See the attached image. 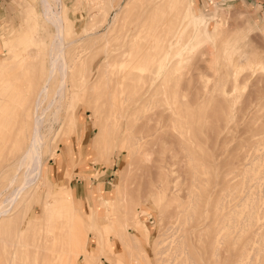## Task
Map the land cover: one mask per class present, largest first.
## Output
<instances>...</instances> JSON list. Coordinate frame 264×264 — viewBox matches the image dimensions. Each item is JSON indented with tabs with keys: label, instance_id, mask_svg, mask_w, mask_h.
I'll use <instances>...</instances> for the list:
<instances>
[{
	"label": "bare ground",
	"instance_id": "bare-ground-1",
	"mask_svg": "<svg viewBox=\"0 0 264 264\" xmlns=\"http://www.w3.org/2000/svg\"><path fill=\"white\" fill-rule=\"evenodd\" d=\"M112 1L113 0H109V3H112ZM42 5L44 16L48 21H51L55 27L54 39L47 52L49 59L48 67L46 69H41L38 50L33 53L24 52L22 56L17 58L15 65L5 64L3 59L1 58L2 61L0 59V174H3L4 170L10 169L11 167L15 168V173L10 175L7 183L0 188V264H73L72 259L74 255L81 258L85 264L88 262L95 264L98 260L112 262L114 259H116L117 264H198L196 258L189 254L191 252L188 253L189 247L187 248V244H185L187 241L185 242V239L181 244L179 243L180 245L178 244L179 240H177V242L175 241L176 246H173V248L171 247V252L167 257L161 256L165 248L162 251L159 247L161 251L158 249L157 254L161 255L155 258V263L150 261L149 255L141 242L139 241V244H137L138 233H136L137 231L134 228L135 222L139 220V215L145 213L146 208H140L138 206V208H136V201H130L131 197L129 196L132 195L134 191L129 188L127 182L124 180L126 177H129L126 175L130 172L134 159H138L141 165L146 168L147 165L149 166L148 163L154 159L160 141L162 139H173L170 134H158L157 131L159 128H162L167 122L168 124L169 122L175 123L177 121L185 122L182 127L190 126L193 122L191 114L188 113L189 111H187V114L181 115V117L184 116L183 118L176 117L180 115L181 112L179 106L177 109L172 110L171 113L166 111L167 109L165 107L158 108L151 114L136 116V118L139 117L141 119L139 125L128 124V115L132 112H136L142 104L147 103L152 96L156 95L157 86L173 67V63L180 59L181 55L179 48L182 43L181 35L184 31H187L188 27L193 23L189 9L190 4L187 0H128L122 7L120 1L117 0V8L113 10V14L111 16L106 15L108 26L106 31L102 34L104 44L101 46L100 50L89 54V58L94 61V67H97V63L100 64L101 61L104 60V65L101 68V75L94 79L93 73L88 76H76L71 73L74 67H77L79 63L81 64V59L84 56L79 52L78 47H76V39H68L66 37L63 18L59 13L54 12L55 10L53 11V7L49 0H42ZM111 8L112 7H110V9ZM107 9H103L104 14H108L109 9ZM96 34L97 31L90 30V35ZM113 39L117 41L115 44L111 43ZM71 46L75 47L71 50ZM12 50L14 49L11 48L9 50L10 53H13ZM251 54L253 55V53ZM9 60L11 59L9 58ZM110 60L118 64H125L132 60L141 63H150L152 65L150 68L151 75L147 78H141L134 74L131 75L130 68L128 67L123 68L122 72H111L109 71V67H111ZM249 67L250 69L252 68L251 72L253 73L247 72L243 76H240L239 71L241 69L237 67L236 63H231L227 70L228 74L222 78L221 83L224 85L229 81L232 89L238 90L247 85L248 81L251 79L250 77L257 75L256 71H259L260 74L255 81L264 80V55L259 56L255 54L254 58L250 60ZM118 69L116 70L118 71ZM131 80H142L148 81L149 83L141 86V88L131 96L132 98H130V101H128L127 99L129 97H127V90L130 87L129 82ZM75 81H77V83ZM256 84L252 86L258 87ZM196 86L193 87L196 88ZM194 88H191L192 92H194ZM252 90L254 91L255 88ZM65 91H71L72 96L73 93H80L81 97L87 103L88 111L91 112L94 118L96 132L91 139V144L95 151L92 157L93 162L108 164L110 161L109 156L114 151L122 152L129 160L125 171H123L124 173L126 171L128 172H126V175H122L125 178L123 179L120 177V179L123 180H117L118 183L115 188L114 197L104 196L101 184L98 183V191L102 197L101 205L106 207L105 218L109 220L110 227L113 230L112 235H109L100 224H98L100 229L95 228L93 225L95 220L100 221V217L96 215L95 209L89 206L90 210L87 211L85 207V216L80 212L71 191L62 192L57 195L53 194V191L70 187L67 180L71 175L67 173L63 176L62 180L54 183L51 179L47 178L46 169L41 162V143L43 142V135L40 132V127L41 125L43 126L42 122L44 121L45 112L48 110L43 108V106L46 103V108L55 107L54 113L57 115L62 108L61 104H63L62 101L65 97ZM194 93H192V97ZM225 93V90H222V94L224 95ZM250 94L247 95V100L245 99V102L242 103L240 108L236 109L239 114L235 115L233 125L229 128L231 130V132L228 131L227 136H229V138L230 135L234 138L239 137L233 133V131L241 125V121L244 123L242 129L244 131L249 130L253 124L252 122H250V124L248 120H246L248 114L247 109L256 99H251V97L256 95L249 98ZM236 99L237 97L235 101ZM220 100H218V102L222 104L223 101ZM176 103L177 102H174V104ZM225 104L223 103V107H225ZM105 108H109V113L107 114L108 121L103 124L100 122L102 120L100 114L105 111ZM221 116L219 115L218 118L214 119L218 121L221 119ZM53 117L58 118V116L55 115ZM56 119L54 118V120ZM16 121H19V126L15 125ZM112 121L116 122L118 126L120 144H117L115 141L116 136H114L112 131V127L113 125L115 126V123L113 124ZM220 123L223 122L220 121ZM74 124V115L72 113L67 119V128L73 127ZM214 130H216V128H214ZM191 133L193 134V132ZM181 135L183 136V133H181ZM241 135L242 134H240V136ZM153 137L155 140H153ZM148 138L151 139L149 140ZM62 139H64L63 133H57L52 142L53 144L56 141L55 145L52 146L53 158L58 152V144H60ZM10 140H13L14 146L7 150V154L6 149L8 148ZM78 140L79 138H77V143ZM168 143V145H170L172 141ZM173 143H175L174 140ZM240 147V143L236 144L230 152V157L228 156V158L222 162L223 167L224 165L226 166V164L231 165L232 176L228 180H225L223 177L221 178L222 182L218 181V184H224L222 188L223 192L217 197L211 221L208 223L206 222L208 226L207 229L213 228L214 232V237L212 240L210 239L211 241L208 245L213 264H219L220 257L223 255L221 251L230 253L229 256H231L240 242L243 243L239 247V261L243 263L245 262L244 260H246L244 259V255L249 250L250 244L249 242H245L246 238L252 236L253 238H260V241L263 239L262 233L259 231V228H263V223L261 224L259 220L262 214H264V157H259V154L256 157L247 153L243 155L239 154L237 150ZM261 149L262 148H260V150ZM183 150L186 153V157H188L189 163L186 176L181 175L182 177L184 176L182 180L188 184L187 187L183 189V195L179 196L178 192L181 189L176 188L178 180L171 177V170L168 169L169 167H167L168 171L163 173L161 171L163 168L162 165L157 167L154 165L157 171H161L162 173L159 175L161 176L160 179L157 182L155 181L156 183L154 188H152V193L154 195L161 194V199L166 197V201L173 200L179 203L177 206L178 208L182 207L179 211L173 210L174 212H169V214L166 215L167 219L177 215L179 216V213L182 211L186 215V220H197L193 226L191 225L192 227L190 230L199 231L198 221L201 216V211L199 209L200 196L196 190V183L202 165L196 160L195 149L191 147L189 141L178 140L174 152H182ZM263 154L264 153H262V155ZM169 156L167 155L166 157ZM157 158H155L156 161L160 162ZM182 167L183 166H181V168ZM20 172V182L12 191L6 193V191L15 184ZM143 174L145 173L143 172ZM153 178L156 179L155 177ZM37 180H42L44 183L41 187L43 193L40 204L37 203L40 197V188L37 189V185L35 187L33 186L34 183H37ZM160 181H162V183ZM48 197L53 198L52 203H50ZM115 201L121 202L122 212H119L115 207ZM33 206H37V212L31 215L30 212ZM79 217L83 221L87 235L90 232H96L94 235L98 240L100 248L98 254L87 249V241L80 244L82 239L77 236V221ZM194 222L195 221L192 223ZM169 227H172V225H169ZM204 227L206 228V226ZM10 228H13V235L10 238L4 237V233ZM177 228L176 232L178 231ZM187 229L188 228L185 230L186 233L190 231ZM147 232L148 230L144 229L142 233L146 242L149 237ZM186 237L188 238L187 235ZM111 238H116L118 240L123 239L127 242L130 251L127 252L125 249L127 252L125 254L124 252L113 250ZM158 242L160 241L158 240ZM201 242L202 241H200V243ZM74 243L79 245V253L73 252ZM136 247L140 249L139 252ZM193 247L195 248V246ZM133 250L137 251L135 252ZM258 250H264L263 241ZM120 252L121 254H119ZM251 257L250 259L252 260L253 258ZM223 259V264H226L227 261L230 260V257L228 258L226 254H224ZM259 261L264 264V256H262Z\"/></svg>",
	"mask_w": 264,
	"mask_h": 264
},
{
	"label": "rangeland",
	"instance_id": "rangeland-1",
	"mask_svg": "<svg viewBox=\"0 0 264 264\" xmlns=\"http://www.w3.org/2000/svg\"><path fill=\"white\" fill-rule=\"evenodd\" d=\"M118 1H120V4L123 7L128 0ZM187 1L190 4L189 9L193 23L188 27L187 31H184V33L181 35L182 43L179 48L181 57L177 62L173 63V67L157 86L156 95L152 96L150 101L147 103L142 104V106H140L136 112H132L128 115V124H135L136 126L139 125L141 123V119L139 117L136 118V116L151 114L158 108L165 107L167 109L166 111L171 113L172 110L177 109L179 106L181 112L180 115L176 117L179 118L181 115H185L187 114V111H189L188 113L191 114L193 122L187 127H182L185 122L177 121L175 123L169 122V124L167 122V124H165L166 127L164 125L162 128H159L157 131L158 134L167 133L170 134L173 139H162L160 141L158 145L159 147H156L158 150L155 153L154 159L148 163L149 166H146V168L148 167L147 169L144 168L145 166L143 167L141 165L138 159H134L132 161V168H130L131 170L129 169L130 172L128 174L126 173L128 171L124 173L123 171H125L129 160L125 154L118 151L111 153L108 164L93 162L92 157L95 154V151L91 144V139L94 137L96 132L94 118L91 115V112L88 111L87 103L81 97L80 93H73L72 96L71 91H65V97L62 101L63 104H61L62 110L60 109V114L58 113L57 115L54 113L55 107L46 108L45 103L43 108L48 110L45 112L43 119L44 121L42 122L43 126L41 125L42 128L40 127L41 130L39 129L43 135V142L41 143V162L46 169L47 178L51 179V181L55 183L62 180L63 176L67 173L71 175V177L68 179L69 181L67 180V183L70 187L53 191V194L57 195L66 191H71L73 193V185H80L81 188L85 189L84 193L82 195H75L73 193L77 207L84 216L86 214L85 207L87 211L90 210L89 206L92 209H95L96 215L100 217V221L95 220L93 225L95 228L100 229L98 227V224H100L102 228H105L109 235L113 234V230L110 227L109 220L105 218L106 207L101 205L102 197L98 191V183L101 184L102 193L104 196L114 197L115 188L118 183L117 180H123L125 177L122 175L127 174L126 176H129L124 180L127 182L129 188L134 191L132 192V195L129 196L131 197L130 201H136V208H146V212L139 215L138 222H135L134 224V228L137 231L136 233H138L137 244H139V241L141 242L142 246L146 249L152 263H155V258L161 255L157 254L158 249L161 251V248L163 251L165 248V251L161 256L167 257L171 252V247L173 248V246H176L177 240H179L178 244H181V242L185 239V242L187 241L185 244H187L186 246L187 248L189 247L188 249L190 250H188V253L191 252L189 254L196 258L198 264H213L211 261V252L208 250V245L214 237V232L213 228L207 229V223L210 222L213 217L217 197H219L223 192L222 188L224 184H218V181H221V178L223 177L225 180H228L232 176L230 168L231 165L226 164V166L224 165L223 167L222 162L226 160L228 156L230 157L232 148H234V146L238 143H240L241 147L237 150V153L242 155L247 153L255 157L259 154V157H264V154L262 155V153H264V80L255 81V79H258L257 76L260 74L259 71H256L257 75L250 77L251 79L249 78L250 80L245 87L239 88L238 90L232 89L229 81H227V84L225 83L224 85L221 83L222 78L228 74L227 70L231 63H236L237 67L241 69L239 71V75L243 76L247 72L253 73L251 72L252 68L250 69L249 65L250 60L254 58V55H264V0ZM49 2L53 7V11L55 10L54 12L59 13L63 18L66 37L68 39H76V47H78L79 52L84 56L81 59V64L79 63L77 67H74L71 73L76 76H88L93 73V79L99 77L101 75V68L104 65V60L101 61V63L99 62L100 64L97 63V67H94V61L89 58V54L100 50L101 46L104 44L102 34L106 31L108 26L106 17L108 15L111 16L113 14V10L117 8V0H113L112 3H109V0H49ZM41 5L42 0H0V59L2 58L5 64L15 65L17 58L22 56L24 52L33 53L38 50L41 69H46L48 67L49 59L47 52L49 46H51L50 44L53 42L52 40L54 39L55 27L53 23L48 21L44 16L43 5ZM110 7L113 9H110ZM104 8L105 10L107 8L109 9L108 14L103 13ZM90 30L97 31V34L90 35ZM116 42L117 41L115 39L111 41L113 44ZM74 47L75 46H71V50ZM11 48L14 49L12 50L13 53H10L9 51ZM251 53H253V55ZM9 58L13 61L9 60ZM114 63V61L110 60L111 67H109V71L111 72H122L123 68L128 67L130 68L131 75L134 74L141 78H147L151 75L150 68L152 65L150 63H141L134 60L125 64ZM115 68H119L118 71ZM75 82L77 83V81ZM148 83V81L131 80L129 82L130 87L127 90V97H129L127 100L130 101V98H132L131 96H133L135 92L141 88V86L147 85ZM253 84L258 85V87H253ZM193 86H196V88ZM191 88H194L193 91L195 93L192 92ZM253 88H255L254 91L252 90ZM222 90H225L226 92L224 95L222 94ZM191 92L194 93L193 97ZM249 94V98L253 95H256L251 97V99H256L247 109L248 114L246 120H248L249 123L252 122L253 124L249 130L244 131L242 130L244 123L241 121V125H239L235 131H233V133L239 137L234 138L230 135L229 138V136H227L228 131L231 132L229 128L231 125H233L235 115L239 114L238 110L236 109L240 108L242 103L245 102V99L248 98L247 95ZM236 97L237 99L235 101ZM219 98H222L221 100L224 104L226 103L225 107H223V103L220 104L218 102V100H220ZM174 102L177 103L174 104ZM108 109L109 108H105V111L100 114L102 116V120L100 122L103 124L108 121ZM72 113L74 115L75 124L73 127L67 128V119ZM54 115L58 116V118L53 117ZM219 115L223 116L220 117V120L216 121L215 119L218 118ZM54 118L57 119L54 120ZM220 121L223 123H220ZM112 123H115V126L113 125L112 127L113 134L116 136V139H114L117 144H120V137H118V126L116 125V122L112 121ZM15 125L19 126V121H16ZM214 128H216V130H214ZM59 132L63 133L64 139H62L60 144H58V152L53 158L52 146L55 145L56 141L53 144L52 142ZM191 132H193V134ZM181 133H183V136ZM240 134L242 135L240 136ZM77 138H79L78 143ZM148 139L150 140L151 138ZM153 140H155L154 137ZM173 140L175 143H173ZM178 140H185L186 142L189 141L191 147L195 149L196 160L202 165L198 173V181L196 183V190L200 196L199 209L201 211V216L198 221L199 231L190 230L197 220L194 219V223H192V220H186V215L182 211L179 213V216L177 215L178 217L175 216L167 219L166 215L169 214V212L171 213L174 211H179L182 207L178 208L177 206L179 203L173 200L166 201V197L161 199V194L154 195L152 193V188H154L155 183L161 177L159 176L160 173L168 171L167 167H169L168 169L171 170V177L178 180L176 188L181 189L178 192L179 196L183 195V189H185L188 185L187 182L182 180V178L186 176V170L188 169V157H186L184 150L182 152H174L175 148L177 147ZM169 141H172L170 145H168ZM13 146L14 142L13 140H10L8 143V148L6 149L7 154V150ZM260 148L262 149L260 150ZM167 155L170 156L166 157ZM155 158L159 159L160 162L156 161ZM154 165L156 167L162 165V172L157 171V168ZM181 166L183 167L181 168ZM14 169V167H11L10 169L4 170L3 174H0V188L7 183L10 175L15 173ZM143 172L146 175L143 174ZM181 175L184 176L182 177ZM120 177L123 179H120ZM137 179L140 180L138 181ZM20 180L21 172L18 174L15 184L10 187L6 193L12 191L13 188H15V186L20 182ZM36 182L37 183H34L33 186L35 187L37 185V189L40 188V197L37 201V203L40 204L43 193L41 187L44 183L42 180H37ZM160 182L162 183V181ZM48 200L50 203L53 202L52 197H48ZM115 207L119 212H122L121 202L115 201ZM36 208L37 206L32 207L30 212L31 215L37 212ZM259 221L261 224L263 223V228H259L263 239L261 238L262 240L260 241V238H253L252 236L246 238L245 242H249L250 244L249 250L244 255V259H246L244 260L245 262L242 263L239 261V247L243 243L240 242L236 246V250L233 254H231V256H229L230 253L221 251V254L223 255L220 257L219 264H223L224 254H226L228 258L230 257V260L227 261L228 264H246V262L247 264L261 263L259 259L264 256V250L259 251L258 248L261 246L262 241L264 242V214H262ZM77 222V236L78 238L82 239L80 244H83L87 241V249L98 254L100 252V248L98 240L94 235L96 232H90L88 233V236L83 221L80 217L78 218ZM169 225H172V227H169ZM204 226H206V228ZM176 228L178 230L177 232ZM186 228L190 230L189 231L187 229L189 231L187 233L185 232ZM144 229L148 230L147 234L149 237L147 242L142 236ZM12 235L13 228H10L4 233V237L6 238H10ZM158 240L160 242H158ZM111 241L113 243V250L121 251L125 254L130 251L127 242H125L123 239L118 240L116 238H111ZM200 241L202 242L200 243ZM193 246H195V248ZM136 249H138L139 252L140 249L137 247ZM79 251V245L74 243L73 252L79 253ZM133 251L136 252L137 250ZM121 252L119 254H121ZM250 257L254 260H251ZM72 260L73 264H85L81 258L78 256L76 257L75 255L73 256ZM86 264L91 263L88 262ZM95 264L117 263L116 259H114L112 262L98 260V262Z\"/></svg>",
	"mask_w": 264,
	"mask_h": 264
},
{
	"label": "crops",
	"instance_id": "crops-1",
	"mask_svg": "<svg viewBox=\"0 0 264 264\" xmlns=\"http://www.w3.org/2000/svg\"><path fill=\"white\" fill-rule=\"evenodd\" d=\"M106 168H108V167H106ZM84 188H81V186L80 185H78V184H75V185H73V187H72V191H73V193L75 194V195H82L83 193H84ZM86 193V192H85Z\"/></svg>",
	"mask_w": 264,
	"mask_h": 264
}]
</instances>
